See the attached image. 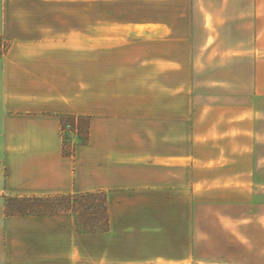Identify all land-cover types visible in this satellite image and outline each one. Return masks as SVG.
Segmentation results:
<instances>
[{
  "label": "crops",
  "instance_id": "crops-1",
  "mask_svg": "<svg viewBox=\"0 0 264 264\" xmlns=\"http://www.w3.org/2000/svg\"><path fill=\"white\" fill-rule=\"evenodd\" d=\"M109 1L129 15L89 26L86 12L30 10L57 0H0V264H256L216 259L210 237L227 231L231 248L232 221L248 224L229 207L254 185L264 0L98 9ZM61 115L90 117L70 157ZM87 192L106 195L105 232H80L68 214H6L9 197ZM216 207L228 225L201 223Z\"/></svg>",
  "mask_w": 264,
  "mask_h": 264
},
{
  "label": "rangeland",
  "instance_id": "rangeland-1",
  "mask_svg": "<svg viewBox=\"0 0 264 264\" xmlns=\"http://www.w3.org/2000/svg\"><path fill=\"white\" fill-rule=\"evenodd\" d=\"M30 10L56 15H79L81 14V11L83 15L86 12L89 17V26H91L90 22H94L97 15H109L113 12L117 15H129L127 8H121L118 5L114 7L111 1H109L108 4L104 2V7L103 3L101 2L100 8L98 9L96 0H87L86 11L83 7V4L82 9L80 10L79 3L66 2L63 0H57L56 6L35 9L32 8ZM7 45V42L0 39V52H3L7 48ZM221 99H223L222 101H225L226 103L239 101V99L232 97H221ZM254 130L256 141L254 185H249L247 188L246 201L242 196V203L234 202L229 207L232 209L233 218H237L238 220L240 218V216L237 214L239 210H248V215L242 217L244 221L247 220L245 221V223H248L247 228L245 225L244 227H234V223L236 221H232L231 248L227 246V242L229 240V233H227V231L224 232L218 228H214L213 231L211 230L210 239L217 241V245L215 247L216 253L213 255L216 257V259L222 260L225 257L229 258L228 254L230 253V255H232V259L235 260V262L239 261V257L242 256V259L245 258V260L247 258L248 260H253V262L264 263V120H260L255 125ZM101 199V196L94 198V203L100 204ZM223 210V207H216V211L210 212L208 216L202 215L201 223H205V221L208 219L210 220V223H215L216 227H219V225L223 227L224 223L228 225V222H224L221 218ZM239 243H241V245ZM209 256L212 257V254Z\"/></svg>",
  "mask_w": 264,
  "mask_h": 264
},
{
  "label": "trees",
  "instance_id": "trees-1",
  "mask_svg": "<svg viewBox=\"0 0 264 264\" xmlns=\"http://www.w3.org/2000/svg\"><path fill=\"white\" fill-rule=\"evenodd\" d=\"M62 153L70 157L76 146L85 145L90 138V117L61 115ZM101 196V203L94 198ZM14 202V203H12ZM7 215H72L80 232H105L109 228L106 195L101 192L70 193L44 197L7 198Z\"/></svg>",
  "mask_w": 264,
  "mask_h": 264
}]
</instances>
